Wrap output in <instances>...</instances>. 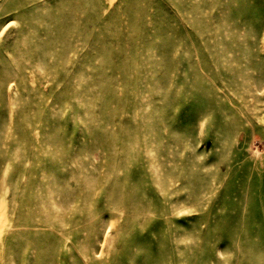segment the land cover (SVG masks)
<instances>
[{
	"label": "rangeland",
	"instance_id": "obj_1",
	"mask_svg": "<svg viewBox=\"0 0 264 264\" xmlns=\"http://www.w3.org/2000/svg\"><path fill=\"white\" fill-rule=\"evenodd\" d=\"M0 264H264V0H0Z\"/></svg>",
	"mask_w": 264,
	"mask_h": 264
}]
</instances>
